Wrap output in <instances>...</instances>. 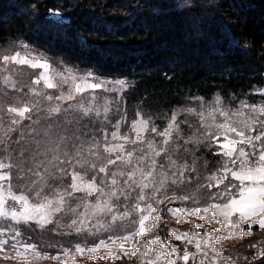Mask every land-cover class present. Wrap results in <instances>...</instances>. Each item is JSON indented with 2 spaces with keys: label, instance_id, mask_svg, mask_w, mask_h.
Returning a JSON list of instances; mask_svg holds the SVG:
<instances>
[{
  "label": "snow or ice",
  "instance_id": "6c2138e0",
  "mask_svg": "<svg viewBox=\"0 0 264 264\" xmlns=\"http://www.w3.org/2000/svg\"><path fill=\"white\" fill-rule=\"evenodd\" d=\"M9 65L44 71L31 81L28 92L24 93L28 100L17 98L11 104L0 100V221L10 222L6 229L0 225V258L14 260L16 264H38L45 259L55 260L57 264H77V257L87 254L94 261L96 254L105 250L100 259H131L130 253H140L143 264H189V261L192 264H219L220 261L235 264L215 245L229 238L252 235L254 224L264 230V103L241 101L232 109L224 107L217 97L210 107L201 102L199 112L193 108L184 110L198 117L200 128L204 129L203 138L216 142L219 151L215 154L222 157L215 173L206 177L207 183L197 184L188 191L186 186L191 185L196 160L190 165L181 149L189 153L186 145L202 140L196 133L184 137L180 124L188 121H178L179 113H173L163 131H158L150 117L144 118L137 112L138 119L131 125L135 139L121 134V123L125 119L121 116L109 133L103 125L111 123L110 113L122 98L101 97L98 91L121 92L126 87L124 82L99 80L91 74L66 77L54 72L47 61L41 62L30 54L0 52V83L5 89L16 92L23 88L17 87ZM69 81L66 93L60 90L59 95L54 96L45 92V89H60L61 84ZM41 82L44 89L35 87ZM101 99L103 103L99 102ZM42 102L47 106L42 107ZM97 122L102 125L99 138L89 128ZM147 132L162 139L159 143L154 139L146 140L144 133ZM181 139L183 144L178 143ZM127 144L140 147L128 149ZM89 172L92 176L87 179ZM68 178L70 183L65 184ZM221 185L222 190L208 195L212 202L206 206L168 209L178 221V214L201 220L214 219L221 225L215 232L221 235L214 236L208 230L193 235L173 231L171 239L179 241L183 248L172 245L171 239L167 244L160 242L155 235L138 247L139 239L147 236L153 226L146 223L157 212L153 202L179 199L199 205L203 189H221ZM176 189H180V194ZM169 190L172 196H168ZM76 193H84V199L72 207L69 200L75 199ZM88 197H95L94 202ZM121 198L132 203L121 204ZM81 206L83 211H79ZM61 214L71 215L70 223L61 224L57 219ZM160 219V215L154 217V221ZM125 222L137 226L128 234L109 235L107 240L100 239L91 246L76 243L73 249H63L62 256H49L40 252L35 244L22 242V233L16 227L35 224L45 230L54 224L57 229L67 228L77 235L86 232L92 236L101 232H122L127 226ZM241 222L249 225L247 232L239 228ZM224 226L227 233L223 232ZM9 244L11 252L6 253L5 246ZM189 246L195 251H189ZM258 257H264V247H258Z\"/></svg>",
  "mask_w": 264,
  "mask_h": 264
},
{
  "label": "trees",
  "instance_id": "16d2710c",
  "mask_svg": "<svg viewBox=\"0 0 264 264\" xmlns=\"http://www.w3.org/2000/svg\"><path fill=\"white\" fill-rule=\"evenodd\" d=\"M12 42L53 63L131 81L128 101L154 115L159 131L197 98L219 97L232 107L262 101L264 0H0V44ZM180 127L185 138L192 131ZM196 128L202 142L186 145L189 153L181 149L190 165L196 160L190 187L207 183L199 167L222 160ZM208 195L199 205L211 202ZM155 207L162 216L165 206Z\"/></svg>",
  "mask_w": 264,
  "mask_h": 264
},
{
  "label": "rangeland",
  "instance_id": "374dc122",
  "mask_svg": "<svg viewBox=\"0 0 264 264\" xmlns=\"http://www.w3.org/2000/svg\"><path fill=\"white\" fill-rule=\"evenodd\" d=\"M56 17H60V15L56 14ZM21 52L24 55L30 54L32 57H35L39 59L41 62L47 61L50 65L52 70L54 72L58 73H63L66 77L75 75L77 77H82L87 74H91L92 77L97 78L99 80H107V81H112L113 83L117 81H122L125 83L126 87L123 89L121 92H116V93H104L102 91H98V94L101 97H108L109 99H116V98H122L120 100V103L118 105H115L113 107L112 113H110L109 119L111 123H105L103 127L107 128L108 132L111 133L114 129L112 128V124L116 123L118 120L121 119V116H124L125 119L121 123V134L123 135H128L132 139H135V133L131 129L132 122L135 119H138L137 117V112H140L144 118H151L152 125H154L157 130L159 131L161 128H159V124L155 120V116L152 115L148 110H145L142 106H137V105H132L126 97V93L129 91L131 88L132 82L127 80V79H112V78H104V77H99L97 75H93L89 71H84L79 69L78 67L72 66L70 64H67L63 61H58V62H52L45 54L42 52L33 49L27 44L20 43V42H12L7 45H1L0 44V52H4L7 54H12L15 52ZM9 73H11L16 82H17V87L18 88H23V91L21 92H16L11 89H5L3 87V84L0 83V100L6 102L7 104L14 103L17 98L20 100H28L29 97L25 96L24 93H27L29 90V85H31V81L36 78V76L43 72V69L37 68V69H32L27 66H18V65H9ZM15 69V71H13ZM8 74V73H4ZM51 74V73H50ZM57 82H59L57 78ZM71 81L69 83L61 84L60 89H45V92L47 94H52V95H59V91L63 90L65 93L69 90ZM40 89H44L43 82H41L40 85L35 86ZM7 92V95H4V93ZM262 96V101L261 103H264V87L260 90L257 91ZM87 95V93L85 94ZM31 99H38L36 97H31ZM79 99V97H78ZM216 99V98H215ZM215 99L211 101H205L203 99H198L197 101H193L191 104H189V107L187 108H193L196 109L197 112H199L201 102L205 104V106L210 107ZM221 99V98H220ZM100 103H103V100L101 99L99 101ZM74 103V101H73ZM259 105V104H256ZM42 107H46V102H42ZM223 106L226 108H232L235 109L236 107L232 106H227L226 103L223 102ZM117 108H119V111H117ZM186 108V109H187ZM185 110V109H184ZM184 110L177 109L173 111V113H179L178 116V121H188V123H181L180 125L182 127H185L184 129H192L191 132L188 133L187 137L192 136L193 133H196L197 131V126H199V119L196 115L193 114H188ZM172 113V114H173ZM171 114V115H172ZM40 115H43V112L40 113ZM5 120H7V116H5ZM169 121L165 123L167 125ZM25 123H28V121H25ZM189 124L192 126L189 127ZM102 125L97 122L94 125L90 124L89 128L92 129V132H95L97 137L99 138L102 134L100 133V128ZM85 131H88V129H85ZM91 132L89 133V136H91ZM145 139H154L157 143L160 142L162 137L156 136L154 133L147 132L144 133ZM186 137V138H187ZM110 139V136H109ZM222 137H221V142H222ZM113 143H118V141H113ZM198 145V143H195ZM217 149L219 151L218 145L215 142ZM126 147L128 149H132L134 147H140V145H132V144H127ZM139 155L140 153H136ZM219 167L217 166H203L202 168L199 167V172L203 173L205 177L212 175L215 173L216 169ZM103 174H100L102 176ZM92 176V173L89 172L87 175V179H90ZM100 176L97 177V181H99ZM197 179V178H196ZM204 182L207 180L203 179ZM65 184L70 183V178L66 179L64 181ZM203 182L197 183L201 184ZM196 184V185H197ZM205 184V183H204ZM190 187L186 186L188 191H191L193 188L196 187ZM223 188V187H222ZM217 189V188H216ZM219 191V189H217ZM211 189H203V196L200 199H204L207 197V194H210ZM180 189H176V193L180 194ZM135 196V193L133 194ZM173 193L171 190L168 191V196H172ZM163 199V197H160ZM82 199H84V193H76L75 194V199H70L69 203L71 204L72 207H75L77 204H81ZM89 201L95 200V197H88L87 198ZM201 200H199L200 202ZM212 202V201H211ZM209 202V203H211ZM121 204L125 203H132V201H123V198H121L120 201ZM208 204V203H207ZM207 204L203 205H196L193 203V201H181L179 199H164L163 203H155L153 202V206L155 205H163L165 206L164 213H162V216H160L162 219L159 221H154V217L157 215L156 213L152 214V218L149 219L146 223L148 225H153L151 227V230L148 232V235L145 237H142L139 239V245L138 247L145 245L147 241L152 237V236H158L160 238V242L168 243V241L171 239V233L173 231L176 232H187L189 235H193L195 233H201L203 234L206 230L212 231L214 236H219L221 233L215 232L216 228H220L221 225L217 224L215 220H201L196 216H187V215H179V221L177 220V216H173L168 209L169 208H188L191 209L196 206H206ZM143 206V205H142ZM83 207L81 206L79 211H83ZM123 207L120 208V211H123ZM64 217V218H63ZM57 219L60 221L61 224H68L70 223L72 216L71 215H60L57 217ZM235 220L236 217H233ZM187 221V223H185ZM8 223L10 222H4L0 221V225H2L5 229L8 226ZM93 224H95V220L92 221ZM127 225L125 229L120 232V231H115V232H101L97 235H88V233H82L80 235L75 234L72 232L70 229L67 228H62V229H57L56 226H51L47 227L45 230H40L39 228L36 227L35 224H29V225H18L16 227L19 228L21 231L22 235L20 237L21 241L24 243H30V244H35L37 246V249L42 252V253H47L49 256H55V255H61L63 253V249H73L74 245L76 243H80L81 245L84 246H91L95 243H97L100 239H105L107 240L109 235H124L130 233L134 227L137 225H134L130 222H125ZM196 224H203V228H196ZM258 226V224H254L251 227L252 235H243L241 238H229L227 240H224L220 242L219 244L215 245L219 251H221L225 256H229L232 258V261L235 262V264H245V263H250V262H257L258 260L264 258V257H258V247H264V230L260 229L259 230H254L253 227ZM249 225L247 223L241 222L239 225L240 229H243L245 232H247ZM55 229V230H53ZM223 232L227 233V227L224 226ZM8 238V237H5ZM11 244V241H10ZM10 244L8 246H5V252L10 253L11 248ZM171 244L172 245H178L181 248H183V245L174 239H171ZM252 245H258V247H251ZM154 248H157L158 245H154ZM104 251L102 250L100 253L96 254V258L93 261L92 258H89L87 254L83 258L77 257V264H143V257L140 253H135L131 254V259L128 257H123L120 260H112L109 258L108 260L100 259V256L104 255ZM189 251H195V249L191 246H189ZM2 255V254H0ZM246 257V259H245ZM254 257H257L254 259ZM0 264H16V261L11 260V259H4L0 258ZM35 264V262H34ZM38 264H57L55 260L52 259H45L41 260L38 262ZM189 264H192L191 261H189ZM219 264H226L225 261H220Z\"/></svg>",
  "mask_w": 264,
  "mask_h": 264
}]
</instances>
